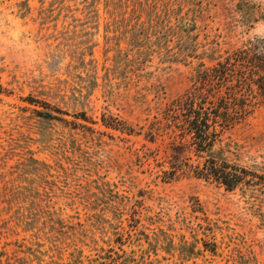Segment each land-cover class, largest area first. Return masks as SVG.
Returning a JSON list of instances; mask_svg holds the SVG:
<instances>
[{
	"label": "rangeland",
	"instance_id": "374dc122",
	"mask_svg": "<svg viewBox=\"0 0 264 264\" xmlns=\"http://www.w3.org/2000/svg\"><path fill=\"white\" fill-rule=\"evenodd\" d=\"M259 37L264 0H0V264H264V102L210 148L233 189L148 134Z\"/></svg>",
	"mask_w": 264,
	"mask_h": 264
},
{
	"label": "trees",
	"instance_id": "16d2710c",
	"mask_svg": "<svg viewBox=\"0 0 264 264\" xmlns=\"http://www.w3.org/2000/svg\"><path fill=\"white\" fill-rule=\"evenodd\" d=\"M261 102H264V37L248 40L212 67L200 69L193 85L163 110L148 134L152 136L158 128L171 127L187 135L203 157L196 164L185 163L189 171L233 189L245 180L248 171L210 156L209 151L223 129L241 120ZM180 168L171 165L170 169H163L162 179H173Z\"/></svg>",
	"mask_w": 264,
	"mask_h": 264
}]
</instances>
